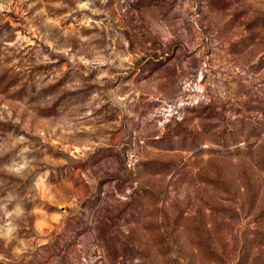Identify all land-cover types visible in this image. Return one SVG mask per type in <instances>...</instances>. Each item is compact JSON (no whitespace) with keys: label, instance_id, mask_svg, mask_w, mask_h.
I'll return each mask as SVG.
<instances>
[{"label":"rangeland","instance_id":"1","mask_svg":"<svg viewBox=\"0 0 264 264\" xmlns=\"http://www.w3.org/2000/svg\"><path fill=\"white\" fill-rule=\"evenodd\" d=\"M0 264H264V0H0Z\"/></svg>","mask_w":264,"mask_h":264}]
</instances>
